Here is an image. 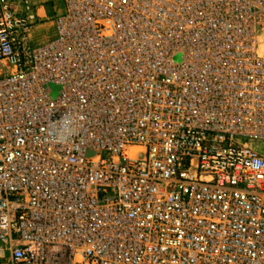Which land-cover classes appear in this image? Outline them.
Returning <instances> with one entry per match:
<instances>
[{
	"label": "built area",
	"instance_id": "2783aa9c",
	"mask_svg": "<svg viewBox=\"0 0 264 264\" xmlns=\"http://www.w3.org/2000/svg\"><path fill=\"white\" fill-rule=\"evenodd\" d=\"M39 21L0 0V264H264V0Z\"/></svg>",
	"mask_w": 264,
	"mask_h": 264
},
{
	"label": "rangeland",
	"instance_id": "374dc122",
	"mask_svg": "<svg viewBox=\"0 0 264 264\" xmlns=\"http://www.w3.org/2000/svg\"><path fill=\"white\" fill-rule=\"evenodd\" d=\"M37 10V13L42 18L35 26L33 31L34 43H41L50 39L54 35V22L53 17L56 13L62 10V0H30ZM264 48V37H263ZM2 64L0 63V69ZM52 94L57 95L59 87L52 85Z\"/></svg>",
	"mask_w": 264,
	"mask_h": 264
},
{
	"label": "crops",
	"instance_id": "0c3cea01",
	"mask_svg": "<svg viewBox=\"0 0 264 264\" xmlns=\"http://www.w3.org/2000/svg\"><path fill=\"white\" fill-rule=\"evenodd\" d=\"M44 42V41H43ZM42 43V42H41Z\"/></svg>",
	"mask_w": 264,
	"mask_h": 264
}]
</instances>
